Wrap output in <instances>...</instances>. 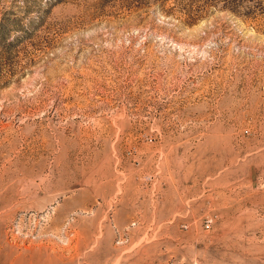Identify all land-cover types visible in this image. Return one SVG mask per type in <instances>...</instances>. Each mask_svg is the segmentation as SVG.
I'll list each match as a JSON object with an SVG mask.
<instances>
[{
    "label": "rangeland",
    "instance_id": "rangeland-1",
    "mask_svg": "<svg viewBox=\"0 0 264 264\" xmlns=\"http://www.w3.org/2000/svg\"><path fill=\"white\" fill-rule=\"evenodd\" d=\"M0 264H264V0H0Z\"/></svg>",
    "mask_w": 264,
    "mask_h": 264
},
{
    "label": "trees",
    "instance_id": "trees-1",
    "mask_svg": "<svg viewBox=\"0 0 264 264\" xmlns=\"http://www.w3.org/2000/svg\"><path fill=\"white\" fill-rule=\"evenodd\" d=\"M240 7H241L240 5H239V6H236V8H234V10H235V11H236V10L238 11V9H240ZM246 9H249V8H246ZM246 11H247V10H244L243 13L241 12L243 16H246V15H247V14H246V13H247Z\"/></svg>",
    "mask_w": 264,
    "mask_h": 264
}]
</instances>
